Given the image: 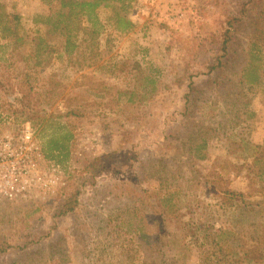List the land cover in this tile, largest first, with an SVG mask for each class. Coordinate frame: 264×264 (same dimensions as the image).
Listing matches in <instances>:
<instances>
[{"label":"rangeland","instance_id":"rangeland-1","mask_svg":"<svg viewBox=\"0 0 264 264\" xmlns=\"http://www.w3.org/2000/svg\"><path fill=\"white\" fill-rule=\"evenodd\" d=\"M60 3L0 0V137L41 154L0 264H264V0H112L73 52Z\"/></svg>","mask_w":264,"mask_h":264},{"label":"trees","instance_id":"trees-1","mask_svg":"<svg viewBox=\"0 0 264 264\" xmlns=\"http://www.w3.org/2000/svg\"><path fill=\"white\" fill-rule=\"evenodd\" d=\"M112 0H61L60 12L58 16L53 19L51 16L45 17V24L51 25L53 31L62 35L65 38V47L68 51L73 52L75 47L72 38L77 36L81 31L88 34L89 36L96 37L97 30H94L100 25L99 19L96 15V10L101 6H108ZM68 9L67 11H65ZM64 11V12H63ZM4 17L0 15V24H5ZM17 18H15L16 20ZM53 19V20H52ZM79 21H85L90 27L79 25ZM4 22V23H3ZM11 21L7 20L4 26V33L8 36L15 37L18 34L17 27L19 22L15 23V30H12ZM14 25V26H15ZM119 29L122 31L130 30L134 27V24L124 17L118 19ZM23 40L22 38H17V42ZM38 41L35 48V57H39L43 52V39L36 38ZM16 41V40H15ZM71 136L66 134L63 139H54L51 141L48 153L58 152L59 154L67 150V142L70 140ZM71 206H66L65 212L72 211Z\"/></svg>","mask_w":264,"mask_h":264},{"label":"built area","instance_id":"built-area-1","mask_svg":"<svg viewBox=\"0 0 264 264\" xmlns=\"http://www.w3.org/2000/svg\"><path fill=\"white\" fill-rule=\"evenodd\" d=\"M29 124V123H28ZM33 132L30 125L26 126L20 139L15 137H0V193L8 201H28L29 189L23 181L24 176L38 169L41 154L33 141ZM15 159L18 165L14 166L13 178L8 177L5 168ZM53 170H56L53 168ZM6 182V184H5Z\"/></svg>","mask_w":264,"mask_h":264}]
</instances>
